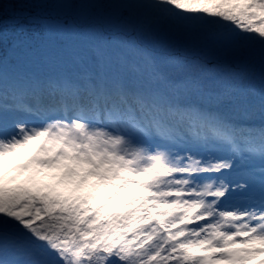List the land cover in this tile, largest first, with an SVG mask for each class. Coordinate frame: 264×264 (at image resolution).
<instances>
[{
	"label": "snow or ice",
	"instance_id": "1",
	"mask_svg": "<svg viewBox=\"0 0 264 264\" xmlns=\"http://www.w3.org/2000/svg\"><path fill=\"white\" fill-rule=\"evenodd\" d=\"M252 261L264 0H0V264Z\"/></svg>",
	"mask_w": 264,
	"mask_h": 264
},
{
	"label": "rangeland",
	"instance_id": "2",
	"mask_svg": "<svg viewBox=\"0 0 264 264\" xmlns=\"http://www.w3.org/2000/svg\"><path fill=\"white\" fill-rule=\"evenodd\" d=\"M24 155H25V152L22 151V152H19L15 155L11 156V157H7L6 159L12 163H17L23 158ZM250 264H255V261L250 262Z\"/></svg>",
	"mask_w": 264,
	"mask_h": 264
},
{
	"label": "trees",
	"instance_id": "3",
	"mask_svg": "<svg viewBox=\"0 0 264 264\" xmlns=\"http://www.w3.org/2000/svg\"><path fill=\"white\" fill-rule=\"evenodd\" d=\"M5 3H16L17 0H4Z\"/></svg>",
	"mask_w": 264,
	"mask_h": 264
}]
</instances>
